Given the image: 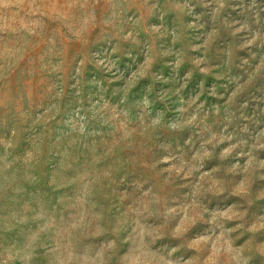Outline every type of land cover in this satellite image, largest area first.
I'll list each match as a JSON object with an SVG mask.
<instances>
[{"label": "rangeland", "instance_id": "obj_1", "mask_svg": "<svg viewBox=\"0 0 264 264\" xmlns=\"http://www.w3.org/2000/svg\"><path fill=\"white\" fill-rule=\"evenodd\" d=\"M0 264H264V0H0Z\"/></svg>", "mask_w": 264, "mask_h": 264}]
</instances>
